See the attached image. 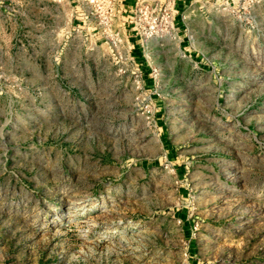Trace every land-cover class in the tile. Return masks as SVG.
Masks as SVG:
<instances>
[{
	"label": "rangeland",
	"instance_id": "374dc122",
	"mask_svg": "<svg viewBox=\"0 0 264 264\" xmlns=\"http://www.w3.org/2000/svg\"><path fill=\"white\" fill-rule=\"evenodd\" d=\"M69 8L0 7V264H264V0L134 67Z\"/></svg>",
	"mask_w": 264,
	"mask_h": 264
},
{
	"label": "built area",
	"instance_id": "2783aa9c",
	"mask_svg": "<svg viewBox=\"0 0 264 264\" xmlns=\"http://www.w3.org/2000/svg\"><path fill=\"white\" fill-rule=\"evenodd\" d=\"M6 1L0 0V7ZM65 3L66 0H50ZM78 10L72 16L88 24L96 34L103 37L122 66L134 67L132 52L135 37L138 44L146 45L149 40H177L175 25L176 0H136L130 14L121 13L123 0H74ZM128 31V32H127Z\"/></svg>",
	"mask_w": 264,
	"mask_h": 264
},
{
	"label": "crops",
	"instance_id": "0c3cea01",
	"mask_svg": "<svg viewBox=\"0 0 264 264\" xmlns=\"http://www.w3.org/2000/svg\"><path fill=\"white\" fill-rule=\"evenodd\" d=\"M48 2H50V0H47ZM14 2L16 3L17 0H14ZM52 2V1H51ZM202 2V0H176V8H177V14L175 16V25L177 27V33H178V37H180L178 39V44L179 46H182L185 50H190L188 49L189 47V33H191V31H193V20L197 17V18H201L202 19V15L199 13H189V12H184L185 8L193 5V4H198ZM136 0H123L122 2V7H121V13L124 17H126L127 15L130 14V10L133 8V6L135 5ZM67 5V7H70V12L73 13L74 11L78 10V7L76 6V3L74 0H66V2L64 3ZM76 19V18H74ZM77 21H72L75 22L78 26V30L80 31H85L86 33H92L93 30L91 29V27L88 26V24L86 23H82L81 20L76 19ZM130 40L132 42L135 43V48L134 50H136V48L141 47V45L138 44V41L135 37L130 38ZM142 55V50L143 49H139ZM175 216L181 220H183L184 222H186V225L189 224V221L187 220V213H185L184 211H177L175 213Z\"/></svg>",
	"mask_w": 264,
	"mask_h": 264
},
{
	"label": "trees",
	"instance_id": "16d2710c",
	"mask_svg": "<svg viewBox=\"0 0 264 264\" xmlns=\"http://www.w3.org/2000/svg\"><path fill=\"white\" fill-rule=\"evenodd\" d=\"M133 51H135V50H133Z\"/></svg>",
	"mask_w": 264,
	"mask_h": 264
}]
</instances>
